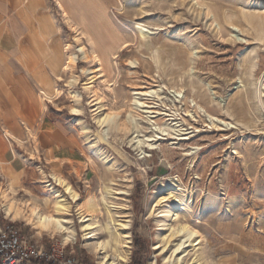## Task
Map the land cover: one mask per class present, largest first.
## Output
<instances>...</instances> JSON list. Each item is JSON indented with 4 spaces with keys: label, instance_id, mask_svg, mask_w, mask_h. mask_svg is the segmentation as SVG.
Returning <instances> with one entry per match:
<instances>
[{
    "label": "rangeland",
    "instance_id": "obj_1",
    "mask_svg": "<svg viewBox=\"0 0 264 264\" xmlns=\"http://www.w3.org/2000/svg\"><path fill=\"white\" fill-rule=\"evenodd\" d=\"M60 1L68 17L56 0L21 1L28 40L18 64L33 95L37 98L45 90L50 96L45 99L44 107L49 108L46 114L71 135L68 144L75 151L49 163L43 155H33L37 163L29 170L31 182L15 187L11 178L14 190L9 197L25 210L34 202L42 209L51 195L48 181H53L55 173L62 176L80 195L72 202L70 215L76 238L66 241L58 233L37 234L24 218L11 219L2 209V194L0 224H17L25 240L46 250L62 244L69 264H108L114 243L106 228L109 216L110 231L117 237L122 234L119 222L128 219L131 245L127 264L135 259V236L148 244L145 264H173L177 256L171 251L176 237H169L166 250L153 245L164 220L157 214L165 213L173 204L158 201L167 195L174 179L191 208L189 213L176 211L178 215L171 223L176 227L189 224L203 239L178 255L179 264H192L197 254L200 260L196 264H264V97L260 101L257 93V82L264 78V0H87L89 33L98 57L93 54L75 5ZM206 7L220 27L209 26L213 18L207 20L203 13ZM137 23L149 29L145 39L136 31ZM231 33L243 40H232ZM80 46L88 49V59L79 55L74 68L64 71L65 51L74 52ZM251 57L256 64L253 73L245 60ZM241 80L246 89L233 90L232 83L242 85ZM149 88H160L162 94L160 99L143 98L148 107L137 108L139 134L135 121L130 130L99 126L98 117L109 112L128 122L134 89ZM181 90L183 95L177 96L175 91ZM72 91L80 94V102ZM192 99L237 127L211 126L206 114L193 107ZM76 107L80 109L77 115L72 114ZM147 110L155 113H144ZM188 111L195 112L194 118ZM153 115L156 117L149 118ZM172 117L176 118L172 123L178 121V128L193 131L191 137L165 136L141 154L137 141L151 134L147 128L150 119L165 126ZM85 130L121 164L120 169L107 170L90 150ZM112 179L114 190L125 194L113 191L105 199L113 213L109 215L103 196L105 184ZM5 188L10 189V184H4ZM80 210L92 214L95 228L91 237L86 235L90 230L83 227ZM105 241H110V246L99 250L97 246Z\"/></svg>",
    "mask_w": 264,
    "mask_h": 264
},
{
    "label": "bare ground",
    "instance_id": "obj_2",
    "mask_svg": "<svg viewBox=\"0 0 264 264\" xmlns=\"http://www.w3.org/2000/svg\"><path fill=\"white\" fill-rule=\"evenodd\" d=\"M59 8L64 12L65 16L68 17V13L65 9V6L62 4L60 0H56ZM69 2L73 3L75 5V9L77 10V15L78 17L82 20L83 26L86 27V33L88 37V41L92 44V50L94 56L98 57L97 55V45L94 42V39L92 38L91 34L89 33L90 29V23L86 16V8L88 6L87 0H69ZM86 4V5H85ZM195 4V3H194ZM81 6V7H79ZM203 7V6H202ZM201 7V8H202ZM84 10V11H83ZM203 13L206 15L207 20H212L210 21L209 26L215 25V28L218 26L220 27L218 22H215V15L212 14V11L210 8L206 7L203 10ZM95 15V13H94ZM215 23V24H214ZM149 29H145V26L137 23L136 24V31L138 32L139 36L141 39H145L147 34L149 33ZM230 38L234 41L236 40H243V37H238L234 33H231ZM68 49V47H67ZM66 52V63L64 64V71H71L74 68V65L77 63V60L79 58V55L83 59H88L89 57V51L85 46H80L77 51L74 52ZM95 57V58H96ZM246 63L251 66L252 73L254 72V68L256 67V64L253 63L255 60L253 57L249 59H245ZM193 67V66H192ZM249 73V70L246 71V73ZM253 75V74H252ZM73 81V80H72ZM240 83H244L242 80ZM209 85V83H208ZM210 86V85H209ZM232 89H238V90H244L245 88V83L244 84H238L237 81L232 83ZM210 88H212L210 86ZM88 90L90 88L88 87ZM59 91L57 90V94ZM177 96L183 95L182 90L181 91H175ZM257 93H258V98L261 101L262 98L264 97V78L259 80L257 82ZM72 96L75 98L77 102H80L81 96L78 92H71ZM162 94L160 88L158 89H152L149 88L146 91H137L134 89L133 91V96H134V101L131 104V109H130V116L128 117V122L124 121L122 122L120 119H118V114H113L111 112L107 113L104 116H99L97 119V122L100 127L105 128V127H111L115 128L117 130H130L131 129V123L135 121V131L140 133V129L137 123V117L140 113H138L137 108H147L146 101H143L144 99H150V97H158L160 99V95ZM41 100L45 103L46 98H50V96L47 94L46 91H43L41 94ZM52 101V100H51ZM193 107L196 108L197 110L202 113L206 114L208 117V121L210 122L211 126L214 127H220L222 125L225 126L226 129L229 128H235L237 127L236 124L232 122H227L226 120H223L220 117H217L215 115L210 114L208 111L205 110V108L198 104L194 99H192ZM217 103L221 106V108L224 111L222 102L220 100H217ZM227 110V109H226ZM80 109L76 107L73 110L72 114H79ZM189 114L194 118V113L192 111H188ZM228 112V111H227ZM144 113H155V111H144ZM161 113H158L159 115ZM188 114V115H189ZM156 115L150 116L149 118H155ZM196 117V115H195ZM171 122L166 123L165 126L159 125L156 121L151 120L149 121V124L147 128L151 132V134L145 135L146 138H140L137 141V146L136 149L141 151V154L145 153V148L149 147L150 149L154 148L155 142L159 141L160 139L164 138L165 136H170L174 139H189L191 137V133L193 131H188L189 128H178L180 125H177L178 121L176 123H172L176 120V118L172 117L170 118ZM82 127V126H81ZM86 128L87 126H83ZM83 129V128H82ZM88 130V129H87ZM88 131L85 130V137L86 139L90 142V150L94 151V155L97 156L107 167V170H110L112 172H115L116 170L121 168V164L115 159L110 157L103 148L100 147L98 144L99 142L94 141L93 138H90V133H87ZM102 132V131H101ZM106 132V130H105ZM104 132V133H105ZM92 134V133H91ZM102 134V133H101ZM93 136V135H92ZM136 137H140V135H137ZM95 138V137H94ZM88 146V147H89ZM41 174L43 175V178L46 177L45 173L43 170H41ZM53 181L49 182L48 181V187L50 190V198L47 200L46 204L42 206V209H40V206H38V203L34 202V205L30 207V210H25L22 207H20L17 203L12 202L10 199V193L11 191L14 190L13 185L10 182V189L5 188L2 189V196L4 198V204L2 206V209L4 208V212L8 217L11 219H19L24 218V221L26 220L28 224H31L34 229H37V234H42V232H48L50 235L54 234H61L66 241L73 240L76 238V231L73 229L71 221H70V215H71V208H72V202H76L77 200L80 199V195L78 192L73 188V186L65 180L62 176L58 174H53ZM112 178V177H111ZM129 179V178H128ZM113 180V179H112ZM173 182H171V185L167 188L168 192L167 195L161 196L160 200L158 202H163V201H168L170 200L173 204L170 205V209L166 210L165 213H161L163 211H157V217H162L164 220L160 221L159 224V232H158V240L157 243L153 245V248L155 249H165L167 247V244L169 243L170 239L172 237H176V242L173 243L172 245V251L171 255L175 254L177 257L174 258L175 262L173 264H179L181 257L178 256L180 253H186L187 248L189 246L195 247L196 245L200 244L202 242L201 235L199 234L198 231L193 230L189 224H178V227L174 226L173 223H171V220L173 219L174 216H177L178 214L176 211L182 210L185 213H189L191 205L187 202L185 199L186 195H183L182 193H179V190L177 189L178 185L174 179H172ZM178 181V180H177ZM115 185V181H111L110 184H105L104 189L106 196L104 194L103 196V201L106 206V211L110 215L111 210L110 206L107 205L105 202V199H108V196L110 194L114 193L113 191L114 188L112 186ZM163 187V186H162ZM116 194H125V192L122 191H117ZM112 197V196H111ZM114 198V197H112ZM96 199V198H95ZM113 200V199H112ZM156 200V199H154ZM93 202V201H92ZM155 202V201H154ZM79 204V203H78ZM92 204V203H91ZM155 205V204H154ZM78 206V205H77ZM99 206V205H98ZM112 207V206H111ZM153 207V204L152 206ZM113 208V207H112ZM117 208V206H116ZM27 209V208H26ZM78 209V208H77ZM153 208H150V212H155L156 210ZM42 210V211H41ZM45 210V212L43 211ZM80 217H81V222L83 227L86 229H89L90 231L86 233L88 236L95 228L94 224L91 223L92 214H86L82 210H80ZM92 213V212H91ZM156 213V212H155ZM26 215V216H25ZM113 215V213L111 214ZM110 222L106 224V228L109 232V235L114 239V243L111 244L110 241H105L101 242L97 247L99 250H104L106 247L111 244V249L112 252L107 256L108 259V264H127L130 259V243H131V234H130V220H123L122 222H119V226L121 227L122 234L117 237L113 235L110 231V223L112 220V217L109 216ZM114 219V218H113ZM25 221V222H26ZM113 223V222H112ZM167 227V228H166ZM104 228V227H103ZM168 231V232H167ZM169 233V234H168ZM88 237H91L89 235ZM86 237V239L88 238ZM169 237H171L169 239ZM111 240V239H110ZM174 240V239H173ZM110 246V245H109ZM97 248V249H98ZM110 249V247H109ZM166 250V249H165ZM169 250H167L168 252ZM170 255V256H171ZM174 255V256H175ZM200 257L197 256L194 258V261L192 264H196L200 259ZM154 261V259L152 258ZM152 261V262H153ZM154 263V262H153ZM182 264V263H181Z\"/></svg>",
    "mask_w": 264,
    "mask_h": 264
},
{
    "label": "crops",
    "instance_id": "obj_3",
    "mask_svg": "<svg viewBox=\"0 0 264 264\" xmlns=\"http://www.w3.org/2000/svg\"><path fill=\"white\" fill-rule=\"evenodd\" d=\"M21 1L0 0V196L11 178L15 187L31 182L34 156L49 163L75 151L71 135L51 121L41 95L38 101L20 74L18 58L28 40Z\"/></svg>",
    "mask_w": 264,
    "mask_h": 264
},
{
    "label": "built area",
    "instance_id": "obj_4",
    "mask_svg": "<svg viewBox=\"0 0 264 264\" xmlns=\"http://www.w3.org/2000/svg\"><path fill=\"white\" fill-rule=\"evenodd\" d=\"M25 238L19 227L11 223L0 224V264H28L43 259L57 264H69L70 261L63 256L62 244H54L50 251Z\"/></svg>",
    "mask_w": 264,
    "mask_h": 264
},
{
    "label": "trees",
    "instance_id": "obj_5",
    "mask_svg": "<svg viewBox=\"0 0 264 264\" xmlns=\"http://www.w3.org/2000/svg\"><path fill=\"white\" fill-rule=\"evenodd\" d=\"M17 226V224H15ZM148 244L146 241H142L139 237L135 236V252L133 264H145V255L148 254ZM32 264H45L44 261L34 260ZM83 264H89L87 262Z\"/></svg>",
    "mask_w": 264,
    "mask_h": 264
}]
</instances>
